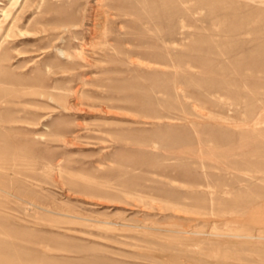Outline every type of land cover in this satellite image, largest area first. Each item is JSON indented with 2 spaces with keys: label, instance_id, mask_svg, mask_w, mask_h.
I'll use <instances>...</instances> for the list:
<instances>
[{
  "label": "rangeland",
  "instance_id": "rangeland-1",
  "mask_svg": "<svg viewBox=\"0 0 264 264\" xmlns=\"http://www.w3.org/2000/svg\"><path fill=\"white\" fill-rule=\"evenodd\" d=\"M0 1V264H264V0Z\"/></svg>",
  "mask_w": 264,
  "mask_h": 264
},
{
  "label": "bare ground",
  "instance_id": "bare-ground-1",
  "mask_svg": "<svg viewBox=\"0 0 264 264\" xmlns=\"http://www.w3.org/2000/svg\"><path fill=\"white\" fill-rule=\"evenodd\" d=\"M9 1H12V3H11V5H14L15 4V2H16V0H9ZM30 3V2H29ZM100 4V3H99ZM1 6H3V7H1ZM8 8H9V6H8V4L6 5V4H4V3H2L1 1H0V24H1V17H5L6 15H7V10H8ZM99 8V7H98ZM96 9V8H95ZM96 12V11H95ZM100 12V11H99ZM97 13V12H96ZM104 13H106V12H104ZM101 15V14H100ZM92 18H94V17H92ZM94 24V23H93ZM94 26L96 27V25L94 24L93 25V28H94ZM98 27V26H97ZM100 27V26H99ZM101 28V27H100ZM0 31H1V25H0ZM94 32V31H93ZM92 34V33H91ZM8 35V34H7ZM94 36V35H93ZM7 37V36H6ZM95 39V38H94ZM92 44H94V43H92ZM75 49V48H74ZM77 49V48H76ZM78 49H80V47L78 48ZM60 52H61V54H64V55H66V53L64 52V50H60ZM69 54V53H68ZM69 56V55H68ZM67 56V57H68ZM73 56V55H72ZM75 56V55H74ZM77 56H79V57H83V53L81 52V51H77ZM66 57V58H67ZM71 58V57H70ZM88 58V57H87ZM75 59H77V58H75ZM72 60V59H71ZM70 60V62H73V61H71ZM125 62H126V60H125ZM79 63V62H78ZM81 63V62H80ZM60 164V163H59ZM249 238H253V239H257V240H260V241H264V234H260V235H258V236H250Z\"/></svg>",
  "mask_w": 264,
  "mask_h": 264
}]
</instances>
